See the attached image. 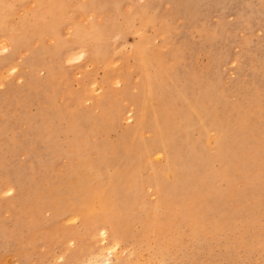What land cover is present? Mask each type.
I'll list each match as a JSON object with an SVG mask.
<instances>
[{"label":"rangeland","instance_id":"374dc122","mask_svg":"<svg viewBox=\"0 0 264 264\" xmlns=\"http://www.w3.org/2000/svg\"><path fill=\"white\" fill-rule=\"evenodd\" d=\"M60 1L0 32V264H264V0Z\"/></svg>","mask_w":264,"mask_h":264},{"label":"bare ground","instance_id":"6f19581e","mask_svg":"<svg viewBox=\"0 0 264 264\" xmlns=\"http://www.w3.org/2000/svg\"><path fill=\"white\" fill-rule=\"evenodd\" d=\"M12 1L13 0H0V32L2 31V30H4L5 28H6V15H7V13L8 12H10V8H12ZM46 1V0H45ZM61 1H63V0H61ZM60 1V2H61ZM64 1H66V0H64ZM88 1V0H87ZM92 1V0H91ZM98 1V0H97ZM88 2H90V1H88ZM94 2H96V1H94ZM93 3V2H92ZM96 3H98V2H96ZM35 4V3H34ZM65 4V3H64ZM37 5V4H36ZM58 5H59V3H58ZM86 5H88V4H86ZM91 4H89L88 6H90ZM195 5V4H194ZM192 6V5H191ZM190 6V7H191ZM64 7V6H63ZM42 8V7H41ZM90 8H92V7H90ZM93 9H96V8H93ZM98 9V8H97ZM96 9V10H97ZM105 10V9H104ZM188 10V9H187ZM35 11V10H34ZM40 11H41V9H40ZM85 11V10H84ZM98 11H99V9H98ZM107 11V10H106ZM15 12V11H14ZM101 12V11H100ZM91 13V12H90ZM105 13V12H104ZM107 13V12H106ZM40 14V13H39ZM89 14V13H88ZM187 14V13H186ZM37 15V14H36ZM58 15H59V13H58ZM82 15V14H81ZM91 15V14H90ZM105 15V14H104ZM92 16H95V15H92ZM92 16H91V18H92ZM98 16H100V15H98ZM106 16V15H105ZM107 17V16H106ZM11 18V17H10ZM72 18V17H71ZM81 18V17H80ZM90 18V17H89ZM108 18V17H107ZM189 18V17H188ZM100 19V18H99ZM8 20H9V18H8ZM81 20V19H80ZM68 21V20H67ZM78 21V20H77ZM84 21H86V20H84ZM41 24H43L42 22H40ZM50 23V22H49ZM84 23V22H83ZM40 24V25H41ZM44 25V24H43ZM59 25H61V24H59ZM72 28V27H71ZM58 29V28H57ZM81 30H83V29H81ZM15 31V30H14ZM55 31H56V29H55ZM54 31V32H55ZM6 33V32H5ZM79 33V32H78ZM82 35V34H81ZM12 36H14L13 34H12ZM16 36V35H15ZM83 36V35H82ZM81 36V37H82ZM47 37V36H46ZM4 38V37H3ZM43 38V37H42ZM5 39H3L2 41H4ZM84 40V39H83ZM85 40H86V38H85ZM2 41L0 42V44H2ZM7 43H8V40L6 41ZM5 42V43H6ZM13 45V44H12ZM73 45V44H72ZM76 45V44H75ZM0 46H3V49H6V50H9V53H12L13 51L14 52H16V48H14L13 50H12V46L11 45H9V43L8 44H4V45H0ZM14 46H15V44H14ZM13 46V47H14ZM16 47V46H15ZM25 47H26V45H25ZM86 47V46H85ZM76 50V49H75ZM13 52V53H14ZM45 53V52H44ZM8 54V53H7ZM24 54V53H23ZM10 55V54H9ZM34 55H35V53H34ZM36 56H38V55H36ZM35 56V57H36ZM30 57H31V55H30ZM39 58H41L40 56H39ZM39 58H38V60H39ZM44 58V57H43ZM42 58V59H43ZM32 59H35V58H32ZM94 59V58H93ZM6 60H8V59H6ZM38 60H35L36 62L38 61ZM10 61V60H9ZM50 62H51V60H49ZM6 62V61H5ZM42 62H44V60L42 61ZM94 62H95V60H94ZM29 63V62H28ZM30 63H32V62H30ZM34 63V62H33ZM47 62H45V64H46ZM53 63V62H52ZM1 64V63H0ZM37 64H39V62L37 63ZM44 64V63H43ZM44 64V66H46ZM30 66V65H29ZM39 66V65H38ZM37 66V67H38ZM17 67V66H16ZM36 67V66H35ZM41 67V66H40ZM55 67V66H54ZM13 68H15V67H12V69ZM11 69V70H12ZM19 69V68H18ZM18 69H16V70H13V71H17ZM49 70V69H48ZM56 71V70H55ZM49 72H53V71H50L49 70ZM221 96V95H220ZM249 99V98H248ZM252 101H254V99H252ZM253 103V102H252ZM256 109V108H255ZM257 109H258V107H257ZM72 110V109H71ZM210 110V109H209ZM73 111V110H72ZM169 111V110H168ZM129 112H130V110H129ZM207 112V111H206ZM209 113V112H208ZM131 114V113H130ZM169 114V113H168ZM260 118V117H259ZM128 119H129V117H128ZM238 124V123H237ZM243 126V125H242ZM242 126H241V128H242ZM245 129V128H244ZM244 129H242V130H244ZM182 130H184V129H182ZM188 130V129H187ZM241 130V129H240ZM257 140V139H256ZM248 146V145H247ZM252 149V148H251ZM192 150V149H191ZM193 151V150H192ZM250 156V155H249ZM211 165V164H210ZM251 166V165H250ZM261 167V166H260ZM212 170V169H211ZM242 174V173H241ZM247 174V173H246ZM217 175V174H216ZM223 179V178H222ZM246 179V178H245ZM242 180V179H241ZM262 180V179H261ZM183 181V180H182ZM245 181V180H244ZM246 182V181H245ZM10 184V183H9ZM159 185V184H158ZM166 195V194H165ZM167 197H168V195H167ZM166 197V198H167ZM199 197V196H198ZM197 197V198H198ZM235 197V196H234ZM258 198V197H257ZM248 201V200H247ZM205 202V201H204ZM261 203V202H260ZM242 204H244L243 202L241 203V205ZM256 204H258V203H256ZM240 205V206H241ZM253 205V204H252ZM255 205V204H254ZM259 205V204H258ZM256 206V205H255ZM239 207V206H238ZM240 208V207H239ZM246 207H244L243 209H245ZM198 210V209H197ZM188 211H191L190 209H188L187 210V214H188ZM234 212V211H233ZM232 212V213H233ZM244 213H245V211H244ZM188 217V216H187ZM250 219V218H249ZM251 222V221H250ZM246 225H248V224H246ZM108 227V226H107ZM221 229V228H220ZM103 240H104V242L106 243V245L108 246V241H109V239H108V233H109V230L107 229V228H104V230H103ZM101 236V237H102ZM71 240H73V239H71ZM102 240V241H103ZM72 242V241H71ZM72 245V244H71ZM81 249V248H80ZM100 249V248H99ZM106 250V249H105ZM104 250V251H105ZM100 251V250H99ZM108 253V252H107ZM110 254H113V252H109ZM97 254L98 253H95V256H97ZM102 254V253H101ZM104 254H105V252H104ZM110 254H109V256H110ZM103 255V254H102ZM101 255V256H102ZM98 256H100V255H98ZM97 256V257H98ZM104 256V255H103ZM92 259H94L93 257H91ZM90 258V259H91ZM89 258H88V260H89V263H90V260ZM98 259V258H97ZM82 262V261H81ZM81 262H77V263H81ZM88 262V261H87ZM100 263H96V264H109L110 263V258L108 257V256H106V257H104V260H101V261H99ZM92 263V262H91ZM84 264V263H83ZM92 264H94V263H92Z\"/></svg>","mask_w":264,"mask_h":264}]
</instances>
